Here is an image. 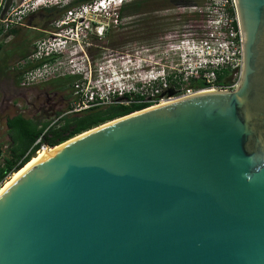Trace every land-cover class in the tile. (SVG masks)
<instances>
[{
	"label": "water",
	"instance_id": "1",
	"mask_svg": "<svg viewBox=\"0 0 264 264\" xmlns=\"http://www.w3.org/2000/svg\"><path fill=\"white\" fill-rule=\"evenodd\" d=\"M235 5L234 89L61 143L0 193V264H264V0Z\"/></svg>",
	"mask_w": 264,
	"mask_h": 264
},
{
	"label": "built area",
	"instance_id": "2",
	"mask_svg": "<svg viewBox=\"0 0 264 264\" xmlns=\"http://www.w3.org/2000/svg\"><path fill=\"white\" fill-rule=\"evenodd\" d=\"M74 1H55V8L62 14L45 31L40 30L42 36L20 62L21 88L72 79L66 85L68 104L61 116L118 102H140L152 107L195 92L230 91L236 86L243 50L235 0H189L204 17L203 37L193 29L179 40L165 43L164 48H160L163 43L156 48L130 43L120 51L98 50L95 44L119 27V11L129 4H125L127 0H89L72 5ZM134 1L137 0L130 3ZM36 9L37 6L31 12ZM3 22L5 27L11 26V12H7ZM168 52L179 54V68L171 74L158 64V57H169ZM219 75H224L222 81L218 80ZM191 79L201 80L204 87H187ZM168 89L172 95L167 94ZM125 96L129 99L124 100ZM50 149L43 144L36 152ZM2 156L0 153V164Z\"/></svg>",
	"mask_w": 264,
	"mask_h": 264
},
{
	"label": "rangeland",
	"instance_id": "3",
	"mask_svg": "<svg viewBox=\"0 0 264 264\" xmlns=\"http://www.w3.org/2000/svg\"><path fill=\"white\" fill-rule=\"evenodd\" d=\"M56 0H1L0 1V145L3 157L7 154L9 143L6 121L16 115L38 122L55 121L57 111H65L68 104L67 89H56L60 81L51 82L34 88L19 86L20 62L24 54H29L33 42L39 39L58 14L47 13L45 9L55 7ZM70 1V0H69ZM91 1V0H90ZM95 1V0H94ZM129 1V2H128ZM132 0H127L130 3ZM138 1V0H137ZM38 3V4H37ZM189 0H149L139 9L119 11L118 28L111 30L101 41L96 42L97 49L120 51L130 43L153 47L171 43L195 29L198 36H204L201 28L204 17L198 9L192 7ZM198 6L200 3H197ZM35 6L36 13L30 16ZM124 7V6H123ZM57 8V7H56ZM21 9V12L19 10ZM33 9V10H32ZM11 12L12 24L5 27L3 20ZM62 14V13H60ZM106 22H108L106 20ZM2 28V30H1ZM10 29V30H9ZM139 40V44L136 42ZM134 44L132 47H134ZM163 49L159 50L160 52ZM101 51V50H100ZM169 57H158L166 73L179 68V54L168 52ZM161 67L158 66V70ZM228 81V78L226 79ZM169 95L173 91L168 89Z\"/></svg>",
	"mask_w": 264,
	"mask_h": 264
},
{
	"label": "trees",
	"instance_id": "4",
	"mask_svg": "<svg viewBox=\"0 0 264 264\" xmlns=\"http://www.w3.org/2000/svg\"><path fill=\"white\" fill-rule=\"evenodd\" d=\"M1 1V0H0ZM89 0H76L72 5L85 3ZM149 0L134 1L125 5L122 12L133 9L136 12L143 4ZM138 11V10H137ZM47 13H56L60 15V10L55 7L45 9ZM2 30V28H1ZM136 42H140L137 40ZM26 55L22 56L25 57ZM224 75H219L218 80L222 81ZM72 79L59 80L61 83L56 85V89L62 90ZM170 80V79H169ZM56 82V81H55ZM174 84V82H172ZM187 87L203 88L204 83L201 80H189ZM124 100L129 97L125 96ZM123 101V100H121ZM148 105L140 102H131L128 105L119 102L104 108H93L81 114H66L64 111H57V119L52 125L50 121L38 122L33 119L25 118L22 115H16L6 121L8 131L7 154L2 158L0 164V182L7 176L12 175L18 167L27 163L32 154L36 152L41 145L56 147L61 143L80 135L90 129L100 126L106 122L126 116L130 113L147 108ZM0 153L3 154L0 145Z\"/></svg>",
	"mask_w": 264,
	"mask_h": 264
},
{
	"label": "bare ground",
	"instance_id": "5",
	"mask_svg": "<svg viewBox=\"0 0 264 264\" xmlns=\"http://www.w3.org/2000/svg\"><path fill=\"white\" fill-rule=\"evenodd\" d=\"M59 146L53 147L50 150H40L34 154L30 160L25 164L23 168L14 172L1 186H0V193L8 188L18 177H20L29 167L33 166L34 164L38 163L46 156L50 155L54 150H56Z\"/></svg>",
	"mask_w": 264,
	"mask_h": 264
},
{
	"label": "flooded vegetation",
	"instance_id": "6",
	"mask_svg": "<svg viewBox=\"0 0 264 264\" xmlns=\"http://www.w3.org/2000/svg\"><path fill=\"white\" fill-rule=\"evenodd\" d=\"M36 13V11H34V12H32L31 14H29L30 16H33L34 14ZM239 21V20H238ZM240 26V25H239ZM34 29H37L38 31H39V34H40V28H35V27H33ZM28 52V51H27ZM27 52H26V54H24V55H27ZM23 55V56H24Z\"/></svg>",
	"mask_w": 264,
	"mask_h": 264
}]
</instances>
